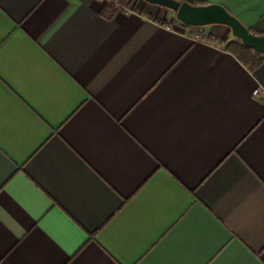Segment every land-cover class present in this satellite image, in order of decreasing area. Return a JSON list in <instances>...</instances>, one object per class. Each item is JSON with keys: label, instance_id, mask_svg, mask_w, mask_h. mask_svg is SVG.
Returning a JSON list of instances; mask_svg holds the SVG:
<instances>
[{"label": "crops", "instance_id": "0c3cea01", "mask_svg": "<svg viewBox=\"0 0 264 264\" xmlns=\"http://www.w3.org/2000/svg\"><path fill=\"white\" fill-rule=\"evenodd\" d=\"M179 1L264 35V0ZM239 42L144 0H0V264H264V52Z\"/></svg>", "mask_w": 264, "mask_h": 264}, {"label": "water", "instance_id": "95a60500", "mask_svg": "<svg viewBox=\"0 0 264 264\" xmlns=\"http://www.w3.org/2000/svg\"><path fill=\"white\" fill-rule=\"evenodd\" d=\"M144 1L174 10L176 19L187 26L226 25L231 30L232 35L238 38L243 45L258 53L264 52V35L252 33L238 18L230 14L220 4L194 5L179 0Z\"/></svg>", "mask_w": 264, "mask_h": 264}, {"label": "trees", "instance_id": "16d2710c", "mask_svg": "<svg viewBox=\"0 0 264 264\" xmlns=\"http://www.w3.org/2000/svg\"><path fill=\"white\" fill-rule=\"evenodd\" d=\"M121 3V2H120ZM111 4H109L108 6H106V10L107 11H112V7L110 6ZM239 46L241 47V49L247 54L250 50L249 48L245 47L241 42H239ZM251 58V62L252 64H256L258 62H260V59L259 58H256V57H252L250 56Z\"/></svg>", "mask_w": 264, "mask_h": 264}, {"label": "built area", "instance_id": "2783aa9c", "mask_svg": "<svg viewBox=\"0 0 264 264\" xmlns=\"http://www.w3.org/2000/svg\"><path fill=\"white\" fill-rule=\"evenodd\" d=\"M166 28H167V29H171V27L168 26V25L166 26ZM191 36L193 37L194 40H199V39H201V37H202V35H201L200 33H197V32L192 33ZM258 91H259V89L256 88V89L253 90L252 93H253L254 95H257Z\"/></svg>", "mask_w": 264, "mask_h": 264}]
</instances>
